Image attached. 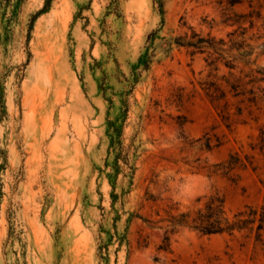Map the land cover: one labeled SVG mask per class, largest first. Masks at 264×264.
<instances>
[{
  "label": "rangeland",
  "instance_id": "obj_1",
  "mask_svg": "<svg viewBox=\"0 0 264 264\" xmlns=\"http://www.w3.org/2000/svg\"><path fill=\"white\" fill-rule=\"evenodd\" d=\"M163 2L162 15L156 0H53L32 27L45 0H26L0 22V264H264L245 233L183 227L158 249L169 214L199 197L223 196L230 217L264 201V79L228 94V119L202 89L264 67L263 49L215 70L176 43L228 41L236 20L263 35L264 0ZM235 153L253 166L210 172Z\"/></svg>",
  "mask_w": 264,
  "mask_h": 264
},
{
  "label": "trees",
  "instance_id": "obj_2",
  "mask_svg": "<svg viewBox=\"0 0 264 264\" xmlns=\"http://www.w3.org/2000/svg\"><path fill=\"white\" fill-rule=\"evenodd\" d=\"M26 0H0V22L3 24V29L8 31L11 22L18 16L23 3ZM53 0H45V4L32 18L31 26L35 20L49 11ZM243 0H227L228 5L233 6L237 3H241ZM160 8V13L164 14V2L163 0H156ZM260 17L259 11H252L250 14H246L244 20L253 16ZM237 29L229 33V40L216 39L211 34L204 35L200 32L192 31L191 34H185L176 38V43L180 46L186 47L192 55L205 54V60L209 66L218 69V63L225 60V65L234 70L238 68L237 60H242L246 65L254 64L252 56L256 51V48H262L264 51V41L260 42L258 46L255 43H251L250 40L257 42L264 38V34L254 37L247 36L248 28L241 25L239 20ZM254 22L250 20V27L253 28ZM32 27L30 29H32ZM6 33V32H5ZM2 34L0 33V39ZM7 38L5 34L4 39ZM30 39V36H29ZM28 39V40H29ZM225 51L233 52V55H223ZM150 54H145L142 57L141 63L147 66L150 60ZM243 72V69H241ZM245 78L249 80L244 81ZM225 82L223 87L221 83H218L216 79H208L202 82V89L205 94L214 103H223L222 112H227L228 119V94L232 93L233 97H238L244 94L247 85H254L258 81L264 79V67H256L245 72L243 77L236 78L233 72H230L227 77L222 78ZM250 94H254V88L249 89ZM250 102H254V96L249 98ZM241 108H238L239 111ZM264 132L261 135L262 144L260 150L264 149ZM121 132L115 129L112 133V142L118 143L120 141ZM210 148V145L208 144ZM120 159L119 154L116 155L117 172L121 170V166L118 163ZM253 160L247 157L243 160L238 153L230 155L228 160L223 163H218L210 168L211 173H217L222 171L224 174H229L237 166L247 167L253 166ZM257 167L254 166V169ZM197 203H202L194 209L187 211H181L177 214H169L167 221L169 222L168 228L165 231L163 242L159 245L158 249L168 251L170 249V234L176 232L180 228L187 227L194 231H197L203 235L213 234H229L235 235L236 233H245L247 236H253L256 241L264 244V201L259 206H246L243 210L239 211L232 217H230L225 208L224 197L219 194H212L209 196L197 198Z\"/></svg>",
  "mask_w": 264,
  "mask_h": 264
}]
</instances>
